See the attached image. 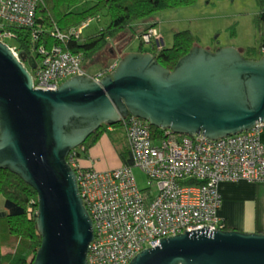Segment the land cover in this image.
<instances>
[{"label":"water","instance_id":"obj_1","mask_svg":"<svg viewBox=\"0 0 264 264\" xmlns=\"http://www.w3.org/2000/svg\"><path fill=\"white\" fill-rule=\"evenodd\" d=\"M29 61V64L26 63ZM36 55L0 38V166L38 191L43 236L32 264H90L91 213L68 155L104 124L130 114L176 132L219 138L264 122V54L194 44L174 67L132 49L100 79L79 73L35 86ZM162 236L128 264H264V231L186 228Z\"/></svg>","mask_w":264,"mask_h":264},{"label":"built area","instance_id":"obj_2","mask_svg":"<svg viewBox=\"0 0 264 264\" xmlns=\"http://www.w3.org/2000/svg\"><path fill=\"white\" fill-rule=\"evenodd\" d=\"M40 1L0 0V38L6 42L13 38L14 42L8 43L20 57L23 50L14 26H35ZM95 18L90 15L69 30L58 28L57 32L61 37L81 36ZM153 36L161 44L154 26L143 33L146 42H152ZM40 50L44 55L37 57L38 65L32 68L36 87L57 88L64 79L79 73L100 79L118 62L88 68L82 53L61 44L51 48L41 44ZM123 120L133 150L132 163L98 169L84 166L73 151L68 155L93 219L90 264H128L139 251L158 244L162 236L187 231V227L209 224L226 228L221 181L264 180L263 121L211 138L201 132L167 128L159 137L152 122L143 116L130 114ZM135 164L144 168L150 182L157 181L158 190L139 185Z\"/></svg>","mask_w":264,"mask_h":264},{"label":"trees","instance_id":"obj_3","mask_svg":"<svg viewBox=\"0 0 264 264\" xmlns=\"http://www.w3.org/2000/svg\"><path fill=\"white\" fill-rule=\"evenodd\" d=\"M195 1L197 0H90L89 3L83 4L81 9H66L62 5L64 0H41L35 26H14L18 34L16 41L24 52L36 55L38 58L44 55L40 50L41 44L49 48L61 44L66 49L82 53L84 65L88 68L93 64H99L101 60L103 64L100 65H110L132 49L152 50L161 62L174 67L183 54L194 44L199 43L200 35L191 28L177 29L172 43L160 39V44L156 36H153V47L146 49L143 33L158 22L155 14L159 9ZM258 2L260 10L255 17L262 28L263 48L264 0ZM103 14L110 17L107 25L89 32H85V29L81 36L68 34L66 37H61L57 32L58 28L69 30L90 15L100 19ZM129 29L132 31V36L138 34L141 37L138 48L128 46L131 42L127 36ZM37 33L39 37L34 38ZM216 46L218 45L214 47ZM245 48L243 52L246 56H259L256 45L249 44ZM120 125L124 126V120L112 124L113 128H110V124L102 125L72 151L84 166H88L82 159L90 156L92 147L108 130ZM152 129L159 137L164 136L167 131L166 128L153 123ZM116 146L123 162L132 163L133 150L127 137L117 141ZM38 209L36 187L14 170L0 166V221L3 218L8 221L5 237L0 230L1 242L4 243V238L8 242V246L5 249L3 247L1 251V264H32L43 240L38 225ZM225 220L226 228L234 227L226 218Z\"/></svg>","mask_w":264,"mask_h":264},{"label":"rangeland","instance_id":"obj_4","mask_svg":"<svg viewBox=\"0 0 264 264\" xmlns=\"http://www.w3.org/2000/svg\"><path fill=\"white\" fill-rule=\"evenodd\" d=\"M90 0H64L62 3L66 9H81L83 4L89 3ZM260 10L258 0H197L192 3H183L171 7H166L156 11L160 16L159 21L155 24L162 31L165 42L172 43L174 34L177 29L191 28L200 35L199 43L209 46L211 43L221 41L222 43H240L242 50H245L249 44L257 47V55L261 56L262 50V28L256 21V13ZM110 17L103 14L101 18H96L86 27L85 32L98 29L107 25ZM127 36L131 39L130 47L138 48L141 43V37L133 34L129 29ZM10 43L14 42L11 37L6 38ZM236 45V44H234ZM214 47V45H211ZM144 47L151 49L152 42H145ZM100 59V58H99ZM29 64V61H27ZM103 64V60L99 64L92 66L98 68ZM30 67H32L29 64ZM264 130V128H263ZM122 137H126L125 127L120 125L115 129H110L102 138L92 147L90 156L85 157L82 161L90 167L98 169H106L120 166L122 162L120 153L116 143ZM139 185L141 187L150 186L158 190L157 181L150 182L149 175L144 168L134 165ZM7 219L0 221V230L3 237L7 234ZM4 249L8 246L6 238L3 241Z\"/></svg>","mask_w":264,"mask_h":264},{"label":"crops","instance_id":"obj_5","mask_svg":"<svg viewBox=\"0 0 264 264\" xmlns=\"http://www.w3.org/2000/svg\"><path fill=\"white\" fill-rule=\"evenodd\" d=\"M155 17L159 21L160 16L155 14ZM154 27L157 36L164 42L165 38L162 31L157 26ZM221 44H236L241 48L243 47L240 43H222L221 41L211 43L209 46ZM262 137L264 139V130ZM220 189L223 193L221 213L230 225L245 230L264 231V180H249L247 178L223 180L220 183ZM3 247L0 235V264Z\"/></svg>","mask_w":264,"mask_h":264},{"label":"clouds","instance_id":"obj_6","mask_svg":"<svg viewBox=\"0 0 264 264\" xmlns=\"http://www.w3.org/2000/svg\"><path fill=\"white\" fill-rule=\"evenodd\" d=\"M262 54H264V53H262Z\"/></svg>","mask_w":264,"mask_h":264}]
</instances>
